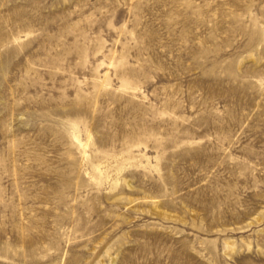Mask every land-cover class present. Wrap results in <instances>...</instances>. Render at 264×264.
Masks as SVG:
<instances>
[{
  "label": "rangeland",
  "instance_id": "1",
  "mask_svg": "<svg viewBox=\"0 0 264 264\" xmlns=\"http://www.w3.org/2000/svg\"><path fill=\"white\" fill-rule=\"evenodd\" d=\"M0 264H264V0H0Z\"/></svg>",
  "mask_w": 264,
  "mask_h": 264
},
{
  "label": "bare ground",
  "instance_id": "2",
  "mask_svg": "<svg viewBox=\"0 0 264 264\" xmlns=\"http://www.w3.org/2000/svg\"><path fill=\"white\" fill-rule=\"evenodd\" d=\"M227 249H228L229 252L233 251V249H231V247L230 248L228 247Z\"/></svg>",
  "mask_w": 264,
  "mask_h": 264
}]
</instances>
